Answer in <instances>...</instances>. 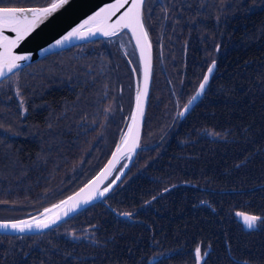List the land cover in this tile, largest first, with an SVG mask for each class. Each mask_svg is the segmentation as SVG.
<instances>
[{"label":"trees","instance_id":"1","mask_svg":"<svg viewBox=\"0 0 264 264\" xmlns=\"http://www.w3.org/2000/svg\"><path fill=\"white\" fill-rule=\"evenodd\" d=\"M34 1L12 5H32ZM251 3L171 0L157 4L149 19L154 62L157 55L166 64L172 56L182 55L183 64L200 56L196 68L206 69L215 60L203 95L180 118L178 113L191 95L188 91L196 88L199 77L192 74L185 78L187 83L182 81L177 93L179 110L173 109L170 87L160 96L153 94V85L151 107L167 106L156 130L149 127V137L143 142L160 141L150 147L155 154L142 149L105 202L94 203L38 234H0V264H194L197 244L202 246V255L204 250L209 252L207 264H213L212 257L219 264H264V224L258 222L248 229L236 216L239 212L264 217V10L241 6ZM156 11H160L158 15ZM163 27L167 30L162 32ZM98 42L100 49L92 47ZM87 44L54 53V63L45 65L54 71V80L46 81L36 72L44 80L40 92L26 91L25 82L15 90L12 85L0 89V104L8 105V118L12 119V129L0 126V134L15 138L9 147L17 150L21 163L0 151V206H19L25 214L36 213L84 185L110 155L120 133L114 135L111 130L114 125L120 129L125 125L122 101L130 103L128 86L124 88L129 83L133 99L132 70H139L137 56L131 57L130 42L112 55L107 39H97L80 55L58 58ZM175 44L182 47L174 50ZM215 46H219L217 51ZM123 89L124 99L116 100L113 124L105 104L112 93L118 98ZM17 90L26 111L20 107ZM52 108L54 121L46 125L47 110ZM98 115L100 118L95 117ZM35 125V129L42 126L36 131L39 136L22 129ZM52 133L59 137V146L52 147L50 142L47 154L39 156L40 142L47 146ZM192 170L198 173L196 179L185 173ZM56 183L60 188L44 191L37 187ZM113 210L132 213V219L118 217ZM74 218L81 223H73ZM225 218L237 222L240 235L228 230ZM150 243L169 248L150 253ZM108 247H113L111 252L106 251Z\"/></svg>","mask_w":264,"mask_h":264},{"label":"snow or ice","instance_id":"2","mask_svg":"<svg viewBox=\"0 0 264 264\" xmlns=\"http://www.w3.org/2000/svg\"><path fill=\"white\" fill-rule=\"evenodd\" d=\"M145 4L146 0H115L114 3H109L91 15H87L86 18L75 23V26L70 27L63 35H60L61 32H64L61 25L62 17L76 7L75 0H44V4L38 7L13 6L12 0H0V78L8 77L10 73L18 76L16 70L28 66L22 65L21 62L34 59L33 53L37 50L43 55L52 49L60 48L73 39H85L97 34L111 37L122 29L129 30L132 33V38L136 41V47L139 49L143 61L144 74V87L136 93V107L131 116V123L127 125V131L122 132L120 142L116 145V151L113 152L112 159L102 172L75 196H70L66 200L60 201L59 204H54L52 208H45L44 212L40 214L44 219L37 220L36 217H32L31 222L20 220L12 223H0V228H11L20 233L31 231L34 228L38 230L48 229L61 219L59 212L54 216H48L53 209H63V215L68 216L69 213L76 211L81 204H87L96 197H104L112 185L116 183L113 180L102 190L99 188L100 184L111 173L115 161L126 152L130 155L138 147L139 128L137 121L144 114V97L148 95V77L151 72L152 45L144 21ZM241 6L247 7L249 10H264V0H252L250 5ZM164 11L167 13V9ZM57 36L59 38H55ZM218 49L219 46H217ZM215 64L216 62L213 60L195 94L184 104V110L179 112L178 116L183 117L193 101L204 91ZM16 94L20 98L21 109L26 111L19 90ZM209 135H213V133H209ZM116 179L119 180L120 178L117 177ZM86 191L87 195H82ZM121 215L130 216L131 213H121ZM236 216L242 218L248 229L255 228L258 222L264 224V217L261 216L239 212L236 213ZM91 227L95 228L96 226L92 225ZM69 235L73 239H78L74 233H69ZM67 255L72 256L71 253ZM209 255L207 250H204L202 255V246L197 244L194 249V264H207ZM68 264H71V261ZM235 264H241V262L236 261ZM243 264H248V261H244Z\"/></svg>","mask_w":264,"mask_h":264},{"label":"rangeland","instance_id":"3","mask_svg":"<svg viewBox=\"0 0 264 264\" xmlns=\"http://www.w3.org/2000/svg\"><path fill=\"white\" fill-rule=\"evenodd\" d=\"M16 1L18 2L20 0H14V1L12 0V2H16ZM36 1L37 0H35L34 2H36ZM41 1H42L41 3H38L36 5H34V2H32L30 4H32L34 6H42L44 4V0H41ZM147 1H148V3H147ZM153 1L154 0H146V3L147 4H145V7L147 5H149V4H153ZM166 2L168 3L169 0H166ZM158 12H160V11H156L155 14L158 15ZM217 24H219V23H217ZM147 31H148V34H149V41L152 44V42H151L152 35H150V31H149V28H148V22H147ZM124 34H125V36H124ZM124 34H122L121 36L114 37V38H117L116 40L114 38H110L112 40L107 39V43H108L109 47H112V49H111L112 55H116V51L118 53L122 52L121 49L125 48L126 45L129 46L130 39H129L128 33L127 32H124ZM87 43H90V44H87ZM87 43H86L87 45L86 46H83L82 49L79 48V50L78 49L73 50L72 55H70L69 53H61V54H59L58 58L60 60H69L70 58L74 57L75 55H80V51H82L84 49H87L92 44V41H89ZM99 43L100 42H98L96 45L95 44H92L93 45L92 47L95 48L96 46H98V48L100 49L101 48V45H98ZM74 46H76V45H72L70 47H74ZM179 46L182 47V45L175 44L174 50L176 48H178ZM70 47H68V48H70ZM214 51H217V47L216 46L214 48ZM54 53H57V52H50V53L44 55L43 57L39 58L38 60H35L33 62H30V63L26 64V65H28L27 67H23L22 69L16 70L17 73H18V76H14V75L10 74L7 79L3 80L5 78L4 77L3 79L0 80V89L4 85H12V89L15 90V88H16L15 86H19L21 84V82H25V83H27V85L29 87L28 88H23V89H25L28 92H30V91H32V92H40L42 90L41 89L42 84L44 85V80L40 79V77H37L36 72H41V75L44 76V78L46 79V81L47 80H54V71L53 72L50 71L49 70L50 68L45 69V65L46 64L54 63ZM199 53L200 52H198V54ZM130 54H131V57H134L135 50L134 51L132 50L130 52ZM199 57L200 56H198V57L192 56L190 58V61L189 62L186 60L185 64H183L182 55H179L176 58L173 57V56L170 57V59L168 60L167 64L164 61H163L164 63H162L160 61L158 55H157V61L156 62H154V58H153L151 89H150V95H149L147 107H146V110H145V118L146 119L144 120V123H143L141 138H140V142H139V147L136 150L133 159L131 160L130 166L136 162V160L138 159L139 152L142 149H146L147 148V153L149 155H154L156 151L154 149H151L150 147H153L155 144L160 143V141H154L153 140L154 141L153 143H150L148 145L144 144L145 143L144 142V139H146V138L149 137V134H147L148 128L151 127L153 130H156L157 125H158V121H159L160 118H162L164 116V111L167 108V106L165 104H161V105H158V106H155V107H151L150 97L152 96V86L154 85L153 86V94L160 95V96H161V93L164 90H166V88L170 87L171 92H170V90L168 88V93L170 95H172V97L174 98L173 109L179 110L180 107H181V104H180V99H179L177 93L181 89L182 81H184L185 83H187L189 80L188 79H185V78H187L189 75H192V74H195L196 76H198L199 79L197 81H199V80H201L200 78H202L203 72L205 71L204 70L205 69L204 66L202 67V69L196 68L197 67V63H199ZM179 63H180V65H179ZM163 64H164V67H163ZM136 73H137V76H138V71H136ZM127 86H128V91H130V95H129V101H130V103H128V101H125V100L122 101V104H123L122 105V108H126V110H125V117H124V120H125V122H124L125 125L124 126H126V121L129 118V112L132 109V105H133V101H134V96H133V99L131 97V84L130 83L127 84L126 86H124V88L127 89ZM125 89L122 90V94H120V96H118V98H117V96H116L115 93H112L111 96H110V101L107 104H105L106 105V108H105L104 111L107 110L106 111L107 118L113 124H115V122H114V117L115 116L113 115V113L116 112V110H115L116 100L117 101L118 100L120 101V100H123L124 99ZM194 91H195V89H190L188 91L189 95L191 94L189 96V98L192 96V94L194 93ZM175 103L177 104V108H175ZM9 113H10V109L8 108V105L6 103H1L0 104V126L2 128H7V129H10L11 128L12 129V126H11L12 119L11 118H8V114ZM47 113H48V116L46 118V125H50L49 123H51V121H54V108L48 109L47 110ZM146 115H147V117H146ZM173 115H174V113L172 111V118H173ZM95 117L100 118V115L95 116ZM174 118H176V117L174 116ZM178 119H179V117H178ZM117 124H119V122H117ZM36 127H37L36 125L33 126V128L24 126V127H22V129H23V131H32V132L38 134L36 131L38 129L42 128V126H40L38 129H35ZM105 128H104L102 134H104ZM119 131H120V127H118L117 125L116 126L114 125V127L111 130L112 134H114V135L118 134ZM59 133H61V132H59ZM53 135H54V133H52V135L50 136V139H49V141L47 143V146L44 143L40 142V144L42 146H41V152H40L39 156L40 155H43V154H47V152L49 151V144H50V142H53L52 147H54V144H56V143H57V147L59 146L58 145L59 144V137H56L57 135L56 136L55 135L53 136ZM152 135L150 136V138H152ZM38 136H39V134H38ZM43 137H44V135H43ZM55 137H56V141L57 142L55 141ZM2 138L5 141L4 144L2 143ZM14 140H15L14 137H6L4 134H0V151L2 152V154L4 153V155H8L11 158L13 157L15 159L16 163L19 164L20 162H19V160L17 158V156H18L17 150L10 148L11 145H12V142ZM9 144H10V147H9ZM16 149L19 150L20 148L17 147ZM110 150L111 149L108 146V151H110ZM163 152H166V150H164ZM110 153H111V151H110ZM23 154L25 155L26 158H28V156H29L28 154H25V153H23ZM110 155H108L106 161L108 160V158H109ZM123 157H126V158L122 159ZM123 157L121 158L122 160L120 159L118 161V163H116V165L114 166V169H113V171L111 172V174L109 176V179L110 180L115 175H117L119 173V171L123 168L122 166H124L123 164L125 163V161H127V159H128L127 158V155H125ZM178 157H180V156H178ZM36 158H38V157L36 156ZM26 161H28V159ZM106 161L104 162V164L106 163ZM129 167H128V169H129ZM100 168H101V166H100ZM128 169L120 177V179L118 180L117 184L113 187V189H115V187L121 182V180L124 178V176L128 172ZM185 173L186 174H189L190 176H193L194 179H196L198 177V173L195 170L187 171ZM37 187L39 188V190H44V191L45 190H48V189L49 190H53L54 188H60V186L57 183L56 184H51L49 186H44V187L43 186H37ZM191 191H194V190H191ZM211 200H212V198H211ZM223 201H225V199ZM213 203H214V200H213ZM3 205L4 204H1V206H0V221H10V220H14V219H18V218L22 217V213L19 212V211L13 210V207H11L10 205H7V206H3ZM89 206H91V205H89ZM89 206H87V207H89ZM87 207H85V208H87ZM85 208H83L82 210H84ZM82 210H80L76 214L80 213ZM113 212L118 217L126 218V219H129V220L132 219L131 218V215L128 216V217H122V216H119V213L116 212L115 210H113ZM76 214H74V215H76ZM224 214L225 215H228V211H225ZM74 215H72L71 217H73ZM71 217L63 220L62 222L58 223L57 225L65 222V221H67ZM225 219H226L225 221H226V225L228 227V230H232L236 235H240L241 234V229L239 228L237 222H230V221H228L227 218H225ZM72 222L75 223V224L76 223H81V221L78 218H74L72 220ZM149 222L151 223V221H149ZM57 225H55V226H57ZM67 225L70 226V224H67ZM55 226H53V227H55ZM154 228L156 230L159 229L158 226H154ZM245 228H247V227H245ZM162 229H164V228H162ZM162 229H160V230H162ZM173 237L174 238H177V235L174 234ZM150 246H153V249H151L150 253L155 252V251H158V250H160L162 248H166L167 247V246H158V245H155L154 243H152V244L150 243ZM167 248H169V247H167ZM112 249H113V247H108L106 251L107 252H111ZM254 250L257 251V248L255 247ZM154 254H156V253H154ZM160 256L161 255L151 256V257H160ZM215 258H217V257H212L210 263L219 264L218 262H213V260ZM207 263H209V261H207Z\"/></svg>","mask_w":264,"mask_h":264},{"label":"water","instance_id":"4","mask_svg":"<svg viewBox=\"0 0 264 264\" xmlns=\"http://www.w3.org/2000/svg\"><path fill=\"white\" fill-rule=\"evenodd\" d=\"M76 2V7L69 11L68 13H66L64 15V17H62V20H61V25L62 27L64 28V32H61L60 35H63L67 30L70 29V27L72 26H75V23H79L81 20H83L84 18L87 17V15H91L93 12L95 11H98L100 7H103L109 3H114L115 0H75ZM27 7H38V6H27ZM123 31H126L128 33V36H129V39L133 45V48L135 50V54L137 56V61H138V66H139V70H138V76H137V73L135 72V70L133 69L132 70V74H133V86H134V91H133V96H134V101H133V105H132V109L130 111V115H129V118L127 120V123H126V126H124L123 129H120V133H119V137L111 151V155L109 156L108 160L106 161V163L84 184L82 185L81 187H79L78 189H76L74 192H72L71 194H69L68 196H66L65 198H63L62 200H66L68 197L70 196H75L76 193L80 192V190L82 188H85L86 185L89 184L90 181H93L101 172L102 170L105 168L106 165H108V162L112 159V154L113 152L116 151V145L120 142V138H121V135H122V132H125L127 131V125L129 123H131V116H132V113L135 111V107H136V93L138 90L140 89H143L144 87V74H143V61L141 60V56H140V51L139 49L136 47V41L134 38H132V33L127 30V29H122L120 30L117 34L123 32ZM116 34V35H117ZM115 36V35H114ZM112 37V36H111ZM55 38H59L58 36L55 37ZM99 38H109V37H104L100 34H97L95 36H90V37H86L85 39H73L71 41H69L67 44L61 46L60 48L58 49H52L50 52H57V51H60V50H63V49H66L72 45H78V44H81V43H85V42H88V41H92V40H96V39H99ZM48 52V53H50ZM46 53V54H48ZM46 54H41L39 52V50H37L36 52L33 53V56H34V59L32 60H29V61H23L21 62L22 65H26L30 62H33L35 60H38L39 58L43 57L44 55ZM213 61L210 62L209 66L212 64ZM152 66H153V55H152V49H151V72L149 74V77H148V95L146 97H144V114L142 117H139L138 118V128H139V141H138V147H139V142H140V138H141V133H142V127H143V123H144V119H145V110H146V107H147V103H148V99H149V95H150V89H151V81H152ZM208 66V67H209ZM216 66V64H215ZM208 67L206 68L204 74L207 72V69ZM215 69V68H214ZM214 72V70H213ZM213 72L209 75V81H210V78L211 76L213 75ZM11 74V73H10ZM8 74V75H10ZM203 74V76H204ZM3 79V78H0V80ZM203 77L201 78L200 82L202 81ZM199 82V83H200ZM198 83V85H199ZM209 83V82H208ZM198 85L194 91V93L192 94V96L195 94L197 88H198ZM208 85V84H207ZM206 85V87H207ZM205 87V89H206ZM204 89V91H205ZM204 91L201 93V95L195 100L193 101V103L189 106V109L188 111L196 104V102L199 100V98L203 95ZM191 96V97H192ZM190 97V98H191ZM189 98V99H190ZM188 99V100H189ZM187 103V102H186ZM185 103V104H186ZM184 110V107L181 109V111ZM180 111V112H181ZM186 111L184 116L186 115V113L188 112ZM138 147L129 155L127 152L123 155H127V161H125V163L123 164L124 166H122L123 168L119 171V173L117 175H115L108 183L107 181L109 180V176L110 174L106 177V179L103 181L102 184H100L99 188L100 190H102L104 187H106L108 184H110L113 180L116 181L115 184L112 185V188L110 189V191L113 189V187L117 184L118 180L116 179L117 177H121L124 172L128 169V167L130 166V163H131V160L133 159L134 155H135V152L136 150L138 149ZM121 156L117 161H115L113 167H112V171L114 169V166L116 165V163H118V161L123 157ZM126 157H123L122 159H124ZM121 159V160H122ZM126 166V167H125ZM111 171V172H112ZM109 191V192H110ZM108 192V193H109ZM108 193H106V195L104 197H96L94 198L93 200H91L89 203L87 204H81L77 209L76 211L74 212H71L69 213L68 216H64L63 215V209H53L52 213L48 214L49 217L51 216H54L57 212H59V214L61 215V219L59 221H57V223L55 225H57L58 223L62 222L63 220L71 217L72 215L76 214L77 212H79L80 210H82L83 208L89 206V205H92L96 202H104V198L108 195ZM82 195L86 196L87 195V191L85 193H83ZM61 200V201H62ZM60 202H58L57 204H59ZM53 206V205H52ZM52 206L48 207V208H52ZM44 212V211H43ZM43 212H39V213H36V214H33V215H29L25 218H20V219H16V220H10V221H0V223H12V222H17V221H20V220H28L29 222L32 221V217H36L37 220H41V219H44V217H41V213ZM120 216L122 217H128V216H124V215H121L119 214ZM55 225H52L51 227L55 226ZM245 226V225H244ZM50 227V228H51ZM246 227V226H245ZM49 229V228H48ZM44 230H47V229H43V230H38V229H32L31 231H26L24 233H20V232H17L11 228H8V229H3V228H0V233H8V234H34V233H38V232H42Z\"/></svg>","mask_w":264,"mask_h":264},{"label":"flooded vegetation","instance_id":"5","mask_svg":"<svg viewBox=\"0 0 264 264\" xmlns=\"http://www.w3.org/2000/svg\"><path fill=\"white\" fill-rule=\"evenodd\" d=\"M169 1H171V0H169ZM163 4V3H165V4H167V2H166V0H158V2H156V3H154V4H149V6H148V11H146L145 10V15H144V19H145V21H148L149 23H148V28H149V31H150V33H151V31H152V20L151 21H149V19L151 18V17H153V16H151L150 17V14H151V12L156 8V6H157V4ZM164 19H165V16H164ZM164 30H167L165 27H163V29H162V32L164 31ZM162 34V33H161Z\"/></svg>","mask_w":264,"mask_h":264}]
</instances>
